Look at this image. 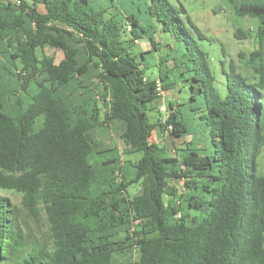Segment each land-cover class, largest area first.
Returning <instances> with one entry per match:
<instances>
[{"label":"trees","instance_id":"trees-1","mask_svg":"<svg viewBox=\"0 0 264 264\" xmlns=\"http://www.w3.org/2000/svg\"><path fill=\"white\" fill-rule=\"evenodd\" d=\"M228 2L260 24L233 32L256 44L255 79L221 61L222 96L183 6L0 0V190L21 194L0 195V264H264V2ZM179 83L187 99L163 112ZM110 129L130 159L98 153Z\"/></svg>","mask_w":264,"mask_h":264},{"label":"rangeland","instance_id":"rangeland-1","mask_svg":"<svg viewBox=\"0 0 264 264\" xmlns=\"http://www.w3.org/2000/svg\"><path fill=\"white\" fill-rule=\"evenodd\" d=\"M173 5L179 7L183 6L185 9V15H188L192 22L204 33L205 38L198 41L199 46L207 52V56L210 62V66L214 72L215 76V87L218 92L223 96L226 92L225 84V75L223 74L221 67V61L224 62V65L227 67L230 62H233L237 71L243 74L249 81L255 79V74L253 71L246 66V62L250 53L256 48L253 38H235L233 32L236 28H242L245 30H252L255 32V29L260 24L259 19L252 16H238L235 15L232 11V8L228 0H169ZM258 2H264V0H256ZM157 39H161L162 42L169 41L168 34L160 33L159 36H156ZM12 44H15L14 38L10 39ZM142 44V49H148L150 46L148 43ZM167 47H164L166 49ZM41 54V50H39ZM43 53L51 55L54 57V61L57 63L63 58V52L54 48H45L42 50ZM159 54V52H157ZM151 64V63H150ZM156 66L149 65L145 68L146 74H156ZM96 83V82H95ZM97 84V83H96ZM177 87L174 88L173 92L163 91L162 92V101L160 109L167 113L164 109H167L168 101L176 103L177 101L181 102L187 99L189 95L188 86L184 83H179ZM72 88V87H70ZM150 119L152 121L156 120L157 112L155 110L148 111ZM202 138L199 134L197 139ZM196 139V140H197ZM97 140L99 143L98 153L104 159H112L114 155H121L122 159L129 158L122 153L123 143L119 138L118 130H107L98 133ZM151 140L163 144L172 149L175 147H181L183 143L192 140L191 135H184L181 137H172L169 133L166 132L165 136L154 132ZM137 157L138 154H135L134 157ZM101 163V162H100ZM258 171L264 173V147L262 152L257 158ZM125 168V166H123ZM125 172V169H124ZM119 179V178H117ZM183 179H178L177 183L181 185ZM139 188L134 186L129 187V192L135 193ZM1 196H6L13 203H18L21 197V194L12 190H0ZM122 261L119 264H127L130 261V256H123Z\"/></svg>","mask_w":264,"mask_h":264}]
</instances>
